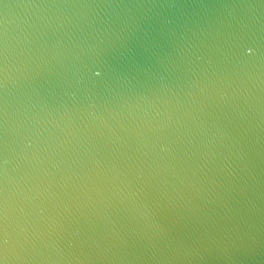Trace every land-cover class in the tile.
I'll return each instance as SVG.
<instances>
[{
    "label": "water",
    "instance_id": "water-1",
    "mask_svg": "<svg viewBox=\"0 0 264 264\" xmlns=\"http://www.w3.org/2000/svg\"><path fill=\"white\" fill-rule=\"evenodd\" d=\"M4 20L9 172L54 194L52 256L264 264V63L232 46L264 44V0H0Z\"/></svg>",
    "mask_w": 264,
    "mask_h": 264
},
{
    "label": "snow or ice",
    "instance_id": "snow-or-ice-1",
    "mask_svg": "<svg viewBox=\"0 0 264 264\" xmlns=\"http://www.w3.org/2000/svg\"><path fill=\"white\" fill-rule=\"evenodd\" d=\"M7 7V5H5ZM6 20L0 28V89H6L8 80ZM233 55L241 63H264V44H258L245 34L236 36L232 41ZM86 71L100 77L102 70L99 65L86 66ZM8 104L6 94H0V264H5L9 256L21 261L22 264L33 262H66V264H82L83 261L103 259L110 248H101L93 239L80 240L79 247L73 249L68 245L67 253L60 251L59 255L50 254L53 238L60 239L64 232L63 223L56 216L39 217L35 211L39 199L48 198L54 194L47 187L33 183L27 173L19 177L11 176L8 156ZM161 151H167L162 147ZM43 211V209H41ZM141 215L148 217L146 211ZM154 231L159 233V226L154 225ZM124 259V257H119Z\"/></svg>",
    "mask_w": 264,
    "mask_h": 264
}]
</instances>
